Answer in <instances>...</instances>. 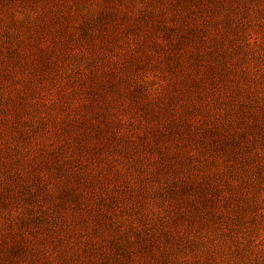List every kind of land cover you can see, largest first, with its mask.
I'll return each mask as SVG.
<instances>
[{"label": "rangeland", "instance_id": "obj_1", "mask_svg": "<svg viewBox=\"0 0 264 264\" xmlns=\"http://www.w3.org/2000/svg\"><path fill=\"white\" fill-rule=\"evenodd\" d=\"M0 264H264V0H0Z\"/></svg>", "mask_w": 264, "mask_h": 264}]
</instances>
